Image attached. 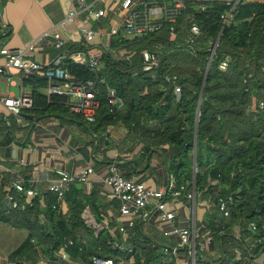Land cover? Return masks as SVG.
Segmentation results:
<instances>
[{
	"label": "trees",
	"instance_id": "16d2710c",
	"mask_svg": "<svg viewBox=\"0 0 264 264\" xmlns=\"http://www.w3.org/2000/svg\"><path fill=\"white\" fill-rule=\"evenodd\" d=\"M236 1L188 0L175 23L167 22L161 30L143 36L127 38L120 34L109 49L100 46L104 53L94 70L88 63L71 58L92 50L93 43L66 42L61 49L62 66L79 81L96 82L100 107L94 122L71 112L68 96L50 94L47 76L33 73L22 80L33 98L32 107L21 113L23 119H81L105 144H110L108 128L124 127L126 134L118 147L127 146L131 151L140 147L144 156L160 155L168 172L189 189L195 179L198 195L214 204L209 221L215 248L199 252L196 264H231L233 247L245 249L256 237L264 236L249 230L251 221L260 219L264 223V108L257 103L264 101V2L242 0L235 6ZM193 23L199 25L200 34L190 44L186 37ZM221 33L219 45L212 52ZM146 50L158 56V66L152 71L144 70ZM227 59V69L222 70L220 66ZM176 87L181 89L179 95ZM108 88H114L124 101L116 115L109 111ZM5 118L0 116V154L13 140V126L18 123L15 115ZM14 179L8 184L1 180L0 219L30 230V237L10 256L17 264L36 262L41 252L56 257L59 247L70 239L74 244L67 251L71 259L82 264H93L94 255L116 261L132 256L135 264H176L174 259L164 260V248H172L171 242L145 233L139 224L128 230L127 240L121 235L115 238L109 231L96 237L82 219L84 209L90 206L102 220L96 192L86 199L77 183L65 194L68 211L60 208L52 192L34 197L33 206L25 211L11 209L5 194ZM24 184L34 187L29 180ZM220 199L231 200L230 219H224L217 210ZM237 230H241L240 238ZM115 240L130 244L131 252L113 248L110 242ZM181 251L187 255L190 252L187 247Z\"/></svg>",
	"mask_w": 264,
	"mask_h": 264
},
{
	"label": "crops",
	"instance_id": "0c3cea01",
	"mask_svg": "<svg viewBox=\"0 0 264 264\" xmlns=\"http://www.w3.org/2000/svg\"><path fill=\"white\" fill-rule=\"evenodd\" d=\"M87 1L96 9H105L106 15L94 22L87 13H84L77 23L61 27V22L71 6V0H0V47L6 45L11 49H27L33 43L35 50L28 55L41 66L49 68L63 54L61 49L55 50V39L51 34L55 31H59L67 43L80 44L85 41L81 27H92L98 33L106 34L96 37L92 42L94 46L92 50L109 46L112 42L110 31L112 28L121 29L126 16V12L121 7L122 0ZM246 1L264 2V0ZM8 32L10 35H7ZM2 64L4 60L0 57V65ZM11 76L12 82H9L6 76L0 75V116L6 117L5 120L13 115H7L3 98L19 96L22 93L30 94V91L23 86L21 70H11ZM12 132L13 140L3 154H0V172H3L0 183L4 179L5 184H8L16 177L29 180L43 191L49 185L50 179L59 177L56 173L57 169H65L75 174L87 164H91L97 176L82 186H78L77 183V187L83 190L86 199L93 198L92 193L96 192V203L102 219L108 218L112 222V229L116 228L120 221L119 204L113 198L109 187L102 182L101 177L108 175V165L115 160L116 155L125 177L139 180L150 188L163 187L170 174L160 155L144 156L140 147L134 151L129 150L127 146L118 147L126 134L125 128L121 126H114L111 129L110 144L98 139L81 119L71 117L43 116L35 119L31 116L30 121L24 119L23 124L14 125ZM198 200L196 210L193 212L185 197L170 198L168 208L176 214L173 223L164 221L160 212L150 205L147 215L138 222V226L145 233L154 237L159 236L157 239L169 241L173 246L178 245L177 236H166L163 230H170L173 226L195 225L199 234L203 235L206 230L213 229L209 221V212L214 206L210 204L209 199L199 196ZM64 205L63 208L68 211L66 201ZM29 237L30 230L27 228L15 227L0 219V264H17L10 256ZM214 249L212 245L211 251ZM183 253L185 260L189 261L190 254ZM32 264H71V262L59 260L57 257L51 258L41 252L39 259ZM122 264L135 263L131 258H124Z\"/></svg>",
	"mask_w": 264,
	"mask_h": 264
},
{
	"label": "built area",
	"instance_id": "2783aa9c",
	"mask_svg": "<svg viewBox=\"0 0 264 264\" xmlns=\"http://www.w3.org/2000/svg\"><path fill=\"white\" fill-rule=\"evenodd\" d=\"M188 0H122L121 7L126 12L123 20L122 28H112L109 35L113 38L122 35H131L132 37L143 36L161 30L168 23H175L186 9ZM87 13L94 22L99 21L106 15L105 9H96L94 5L88 3L87 0H71V6L67 11L66 17L61 22V27L69 24L77 23L79 17ZM174 31V27L171 28ZM81 32L85 40L93 42L100 34L92 27H81ZM173 33V32H172ZM48 34V33H47ZM55 39L54 46L62 49L66 45V41L59 31L51 33ZM175 35V33H173ZM200 34V27L197 23H193L187 33L186 42L193 43ZM110 45L104 46L109 49ZM35 47L32 43L27 49H11L6 45L0 47V57L4 60V64L0 65V75L6 76L9 82H12L11 70L19 69L22 71V78L30 74L37 73L40 76H47L50 79L49 93H57L69 97L68 107L73 113L80 114L86 121L94 122L100 107V100L97 96L96 82L79 81L75 75L70 73L62 66L63 57L55 60L52 67L44 69L36 61L32 60L28 55L34 51ZM215 51V46L212 52ZM103 49L89 50L86 54L75 53L72 59L77 63L86 62L91 69H97L103 57ZM124 52H121L123 55ZM144 70L152 71L159 63L158 56L155 52L146 50L143 53ZM228 59L222 62L220 68L226 70ZM53 78L59 79L55 81ZM169 80V77L167 78ZM181 89L176 87V93L179 95ZM109 111L116 115L117 111L124 105V101L117 94L114 88H108ZM259 108H264V101H257ZM3 104L7 115H15L19 124H23L24 119L21 113L24 109L31 108L33 98L29 94H20L19 96H9L3 98ZM107 134L111 133V129L106 130ZM109 173L105 177H101L113 196L118 201L120 211V221L116 228L112 229V222L108 218L98 220L90 206H87L83 213L82 219L85 224L94 231L95 236L99 237L103 231H109L113 237L123 236L127 240L128 230L137 226L138 222L147 215L148 207L153 205L154 209L160 212V216L164 221L173 223L176 214L168 208L169 199L174 197H185L193 212L198 205L199 195L197 193L195 182L189 189L187 185H180L174 174H169L166 184L159 188L153 189L146 186L139 180L125 177L117 160L108 165ZM58 178L50 179L46 190L41 191L38 187L26 188L23 179H14L7 187L5 194V202L11 209L25 211L33 206L32 199L45 192L55 193L58 197L59 206L63 209L65 194L70 190L71 186L76 183L85 184L93 180L97 176L93 165L87 164L81 171L71 174L65 169H57ZM231 200L220 199L217 203V210L224 219H230ZM210 204L214 206L213 202ZM56 208V205L53 206ZM249 230L255 235L260 232L264 235V223L261 220L251 221ZM164 235H176L178 245L172 248H164L167 257L166 261L175 260L176 264H196V256L199 252H210L214 243L212 229L205 231L200 235L196 230V226L175 227L170 230H163ZM236 235L241 237V230L236 231ZM74 244L73 240H68L62 244L56 252V257L62 261H69L71 264H82L79 260H72L67 249ZM113 248H120L122 251H130L131 246L122 244L115 240L110 242ZM189 248L190 260L186 261L182 255V249ZM234 255L231 264H264V236L256 237L245 249L233 247ZM132 261L134 259L130 256ZM124 258L116 261L112 257H101L94 255L92 257L93 264H122ZM32 264V263H23Z\"/></svg>",
	"mask_w": 264,
	"mask_h": 264
},
{
	"label": "water",
	"instance_id": "95a60500",
	"mask_svg": "<svg viewBox=\"0 0 264 264\" xmlns=\"http://www.w3.org/2000/svg\"><path fill=\"white\" fill-rule=\"evenodd\" d=\"M242 0H237L236 3H235V6H237V4H239ZM221 36H222V33L219 35L217 41H216V44H215V49L218 47L219 45V42H220V39H221ZM213 60V55H211L210 57V63L208 65V69H207V73L209 71V67H210V64ZM203 91H204V87L202 89V92H201V99H202V95H203ZM199 111H200V108H199ZM200 114V113H199ZM197 130H198V125L196 126V141H197ZM197 151H196V146H195V150H194V178L196 177V172H197V165H196V160H197V155H196ZM194 182H195V179H194ZM78 186H82V184H78Z\"/></svg>",
	"mask_w": 264,
	"mask_h": 264
},
{
	"label": "rangeland",
	"instance_id": "374dc122",
	"mask_svg": "<svg viewBox=\"0 0 264 264\" xmlns=\"http://www.w3.org/2000/svg\"><path fill=\"white\" fill-rule=\"evenodd\" d=\"M126 37H127V38H132L131 35H126ZM54 47H55V46H54ZM55 48H56V47H55ZM55 50H58V48H56ZM108 146H110V145H108ZM198 202H199V200H198ZM212 210H213V208H212ZM212 210L210 209V211H212ZM155 237H156V238H159V236H155ZM228 242H229V241H228ZM228 242H227V243H228ZM215 243H216V247H217V249H219V241L217 240ZM226 246L228 247L229 245L226 244ZM215 258H216V256H215Z\"/></svg>",
	"mask_w": 264,
	"mask_h": 264
}]
</instances>
